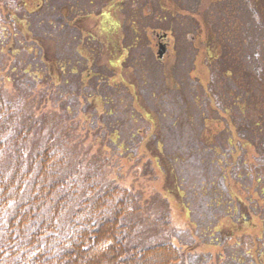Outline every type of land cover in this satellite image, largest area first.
Instances as JSON below:
<instances>
[{
	"label": "rangeland",
	"instance_id": "rangeland-1",
	"mask_svg": "<svg viewBox=\"0 0 264 264\" xmlns=\"http://www.w3.org/2000/svg\"><path fill=\"white\" fill-rule=\"evenodd\" d=\"M9 1L1 14L29 13L0 22V89L28 102L18 148L39 151L54 121L35 123L53 114L81 172L96 163L141 199L137 245L170 243L179 264H264V163L243 142L262 125L264 0ZM156 33L171 42L162 61Z\"/></svg>",
	"mask_w": 264,
	"mask_h": 264
},
{
	"label": "trees",
	"instance_id": "trees-1",
	"mask_svg": "<svg viewBox=\"0 0 264 264\" xmlns=\"http://www.w3.org/2000/svg\"><path fill=\"white\" fill-rule=\"evenodd\" d=\"M17 12L18 7L6 8L0 22L26 23L29 13ZM66 69L67 64L61 71ZM260 84L264 93V81ZM26 104L24 97L5 96L0 89V264H179L182 254L170 243L137 245L141 199L104 180L96 163L81 172L75 161L78 148L69 134L67 139L57 137L53 114L51 120L35 123L40 132H47L54 121L52 134L39 151L25 155L18 148L30 134L23 121ZM258 104L264 105V99L258 98ZM260 112L262 125L258 137L252 138L257 141H243L258 154V164L264 163V110ZM243 163L248 167L244 155ZM256 181L261 183V178Z\"/></svg>",
	"mask_w": 264,
	"mask_h": 264
},
{
	"label": "flooded vegetation",
	"instance_id": "flooded-vegetation-1",
	"mask_svg": "<svg viewBox=\"0 0 264 264\" xmlns=\"http://www.w3.org/2000/svg\"><path fill=\"white\" fill-rule=\"evenodd\" d=\"M163 35H158V37H156L157 39V46L159 47L162 43L166 44L169 49L171 47V42L168 38H162Z\"/></svg>",
	"mask_w": 264,
	"mask_h": 264
},
{
	"label": "water",
	"instance_id": "water-1",
	"mask_svg": "<svg viewBox=\"0 0 264 264\" xmlns=\"http://www.w3.org/2000/svg\"><path fill=\"white\" fill-rule=\"evenodd\" d=\"M167 51H168L167 46L161 45L159 48V51H158L159 58L162 59L165 56V54L167 53Z\"/></svg>",
	"mask_w": 264,
	"mask_h": 264
}]
</instances>
